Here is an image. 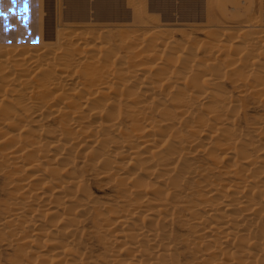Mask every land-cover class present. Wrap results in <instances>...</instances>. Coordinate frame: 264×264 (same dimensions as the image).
<instances>
[{
  "label": "bare ground",
  "instance_id": "obj_1",
  "mask_svg": "<svg viewBox=\"0 0 264 264\" xmlns=\"http://www.w3.org/2000/svg\"><path fill=\"white\" fill-rule=\"evenodd\" d=\"M251 23L255 27V20ZM65 29L55 31V45L0 44V125L17 130L7 142L0 134L5 144L0 159L23 170L11 180L16 192L0 228L25 246L38 247L36 259L79 264L74 236L79 222L93 210L104 217L80 174L72 173L75 159L85 153L91 168L114 182L123 200L112 221L96 223L107 260L169 264L171 258L174 263L180 239L172 242L166 227L181 202L188 240L198 249L205 245L203 251L212 255L216 246L229 244L218 251L229 258L225 264H264V256L251 251L264 241V114L241 138L232 127L236 102L216 85L233 75L241 80L240 91H251L264 103V65L257 59L264 51V30L244 28L240 32L246 39L241 40L240 32L230 38L227 30L208 29L212 40L203 46L204 57L164 40L168 31L158 28L144 35L123 32V43L133 50L128 56L101 42L102 32L65 35ZM226 37L235 39L225 44ZM217 55L223 65L214 60ZM45 112L58 118L57 128L42 127ZM184 126L196 136L187 138ZM195 151L211 156L212 168L227 180H207L192 161ZM33 182L39 184L35 189Z\"/></svg>",
  "mask_w": 264,
  "mask_h": 264
},
{
  "label": "rangeland",
  "instance_id": "obj_2",
  "mask_svg": "<svg viewBox=\"0 0 264 264\" xmlns=\"http://www.w3.org/2000/svg\"><path fill=\"white\" fill-rule=\"evenodd\" d=\"M2 1L3 0H0V13H3V15H0L1 18L0 26L1 25L2 26L5 25V26L4 27L1 26L2 28L0 27V34H2L0 35L1 45L3 44L5 45V43H7V45H11L12 43L13 45L15 44L19 45V43H22L21 45L31 46L37 44L38 45L46 44L48 42H49L48 44L53 43L52 45H55L57 40L53 42V39L56 36V34L54 35V33L58 28L65 29L66 27L65 30L67 31L65 33L67 34L65 35H69L68 33L71 34L73 32H77L78 30L79 32L83 30L82 34H84L87 33V31L90 29L89 32L91 33L93 32L96 33L97 31V34H99L102 32L100 41L101 42L109 41L108 44L116 54H121L123 56L127 54L128 56L131 55V52L133 50L132 48L131 49L127 48L130 47L128 46L129 44L128 45L124 44L126 42L123 43V38H122L123 32H125L123 34L125 35L126 33H130L136 30L135 33L141 32L144 35L147 31L149 32V30L152 31L153 29L157 31L159 29L160 31H166V30L168 31V33L166 32L165 34V36L167 37L166 38L163 37L164 40L170 39L171 42H174V44L177 42L176 45L178 47L182 45L181 47H184L185 50L188 51L190 49V51H195L197 56L202 55L205 57L204 47L206 46V44L208 46L209 45L208 43L212 40L211 39L212 35L206 32L208 29H213L214 32H222V30H227L230 32V33L228 32L229 36L227 34V36L230 38L235 37L244 28H249V30H251L249 32H253V30L255 31L256 28L264 30V0H33L34 2L30 0L31 1L30 3L29 0H6L3 2ZM35 2L36 4H34ZM31 4L32 6H30ZM33 4L35 5V8L33 7L34 6ZM31 7H33L34 10ZM18 17L20 18V20ZM32 20H34L33 22H35L36 26H34L35 24L32 22ZM253 20H255L256 23L255 27L254 25L251 26V24H253L251 23V21L253 22ZM30 21L32 22V24ZM37 22H38V26H37ZM53 23L55 24L53 25ZM55 26L57 29L55 28ZM70 30L73 31L71 32ZM29 33H32L33 35ZM36 33H38V35ZM116 34L120 36L122 40ZM41 36L45 38H42ZM230 38L226 37L225 44L229 43V40L235 39V38L232 39ZM244 38L245 36L243 32H240L239 39L244 40ZM75 39L76 37L73 39V41ZM89 40L91 39H87V41ZM120 40L122 42H120ZM27 41L29 42V44H27L28 43ZM35 41L38 43H36ZM195 42L197 43V45ZM190 45H192L193 48ZM255 45H259V44L255 43ZM65 46L66 44L64 45V47ZM70 47L71 46H69V48ZM261 48L262 49H260V51L264 50V46H262ZM220 58L221 56L217 55L216 57H214V60L216 62L219 61L217 63L223 65L225 61L222 58L221 59ZM257 59L261 65H264V51L259 52L257 54ZM222 60L223 63L220 62ZM229 76L217 80L218 83H216V85L222 92L229 95L233 99L234 103L236 102L235 107H236L237 116H235L234 118V123L232 127L235 129L237 128L236 131H238L237 133L239 134L240 137L244 135L247 136L250 134L249 132L252 128L251 126H253L255 122L258 121L256 117L257 116L259 117L261 114H264V103L262 102L260 103L259 101H256L257 97L255 98V95L252 94L253 92L240 91V87L238 86H240L241 80L235 79L233 75H231L232 76L231 78H229ZM235 85L237 86L235 87ZM32 97H33L32 94L29 95V98ZM41 120H42L41 123L43 125L42 126L43 128L58 127L57 125L58 118L56 116L48 115V113L45 112L43 113V117ZM14 127L12 126L6 127L0 125V134L3 133L6 136L5 137L3 134H1L2 137L4 138L3 140L4 142H7L6 140L9 135L11 136L12 133L14 132L16 133L17 130ZM181 128L184 131V134L188 136L187 138H192L196 136L195 135L196 132L190 133V131L187 130L186 126ZM4 142L0 143L1 144L0 151H1V147L5 145L3 144ZM203 154L204 153H201L200 151L197 152L195 151L192 152L191 155L192 161L197 163V165L199 164L198 170L201 173L204 172L202 173L203 176L206 175L205 178H207V180L210 179L211 181L210 180L209 181L212 183L213 181L214 182L215 181L219 182L220 180L222 181V179H224L223 181H226L227 178L223 177L219 173V171H216L212 168L213 158L211 156H209L208 158L207 155L206 157L205 154L204 156ZM88 159L89 156L87 154L80 153V156H78L74 161V165L72 167L73 170L72 173H74L77 176L80 174L79 176L80 179L82 180V183L87 188L88 192H90L93 199L97 201V205L100 206L102 205L101 207L99 206L100 215L104 216L103 219L106 222H110L112 221V218L115 216L116 212L114 210L124 206L123 200H121L120 197L118 198L119 194L116 192V190H114L115 189L114 182L110 181L109 178L100 177L95 172V170L92 169L91 166L88 164L89 163ZM16 168L14 165L8 164V162L0 159V217L4 216L8 212L7 210L8 207L6 205L7 203L9 205V201L11 200V196H12L11 194L16 192L14 191V188L17 186V184H14L15 186L14 187L11 180L18 177V175H20L21 172L23 173V170L21 171V168L18 167ZM200 168H202V170ZM32 186L35 189L36 187L39 186V184L38 182H36ZM176 208L177 209L174 208L175 214L173 213L171 215V222H170L171 224L169 223L166 227V231L168 232L166 233L167 235H169L171 241L172 240L176 241L177 238L178 240L179 239L180 240L177 241L176 249L173 255V260L175 262L173 261L174 263H171L170 261H172V259L171 258L167 259L169 264H179V263L180 264H225L226 262H228L229 258H225L218 251H221L222 248L226 250L225 248L228 249L230 248L231 245L229 244L224 245V243L221 244L220 246L218 245L216 246V248H219V250L216 249L217 253L210 255L207 254V252H204L205 250L203 251L205 245L200 246L198 249V246H195L194 244L189 242L188 238L191 236L189 235L190 233L187 226L188 220L187 219L185 220L186 218L185 216H187L186 214L187 212L184 209V204H182L181 202L180 204L177 203ZM2 209L4 212L2 211ZM27 209L29 208H26L25 212L29 211ZM110 212L112 214H109ZM90 214L92 217L91 216L86 217L85 219L81 220V223L79 222L77 226L78 230L76 229L77 231H75L76 235L74 234L75 242H76L75 248L78 251V252L76 251V253L78 256L80 255L79 264H119V263L122 264L123 263L122 258L124 257L126 258L129 253L123 254L121 256L122 259L121 262L118 263L117 262L114 263L113 261L107 260L105 256L107 251L106 252L104 251L105 250L104 243L102 242L104 238L102 239L100 237L101 235L99 236L98 233L95 231L98 230L97 225L99 226L100 223H103L105 221L101 219L100 216H98L99 214L97 215L96 211L94 210L90 212L89 215ZM139 215L140 214H137V216L134 218V221L136 223L140 222ZM105 217L106 219L109 217L108 220H106ZM46 218L48 219L49 217L47 216ZM98 221H100V223L96 225ZM14 229H18V228L15 227ZM171 236L173 237L171 238ZM183 237L184 240L186 241H182ZM175 238L176 240H174ZM259 241L261 243V245H259V248H253L254 250L251 249V251H253L256 254L258 253L257 255L260 254L264 256V244H262V242L264 241L262 240ZM191 244L193 245V247L195 246L196 248L195 247L193 248ZM117 245L118 244L113 245L112 248L117 249L115 248ZM27 248L30 253L26 252L27 254L25 256L23 255L24 256L23 257L21 252H23V249L25 251ZM29 249H31V251ZM37 250L38 247L36 246L31 245L27 247L23 242L19 240L16 241L14 239V236L8 231L7 228L4 229L0 228V264L1 263L17 264V263H21V261L30 264H47L46 258L36 259L34 254L36 253ZM200 254H201V259L200 257H198L200 256ZM214 257H218V258H214ZM17 259L20 262L15 261Z\"/></svg>",
  "mask_w": 264,
  "mask_h": 264
},
{
  "label": "snow or ice",
  "instance_id": "obj_3",
  "mask_svg": "<svg viewBox=\"0 0 264 264\" xmlns=\"http://www.w3.org/2000/svg\"><path fill=\"white\" fill-rule=\"evenodd\" d=\"M0 15H3V13H0Z\"/></svg>",
  "mask_w": 264,
  "mask_h": 264
}]
</instances>
